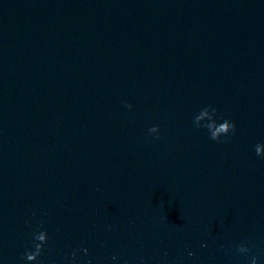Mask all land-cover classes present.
<instances>
[{
  "label": "water",
  "instance_id": "water-1",
  "mask_svg": "<svg viewBox=\"0 0 264 264\" xmlns=\"http://www.w3.org/2000/svg\"><path fill=\"white\" fill-rule=\"evenodd\" d=\"M256 143L264 0H0V264H264Z\"/></svg>",
  "mask_w": 264,
  "mask_h": 264
},
{
  "label": "clouds",
  "instance_id": "clouds-1",
  "mask_svg": "<svg viewBox=\"0 0 264 264\" xmlns=\"http://www.w3.org/2000/svg\"><path fill=\"white\" fill-rule=\"evenodd\" d=\"M126 109L131 110L132 105L125 102L123 105ZM212 111L213 114L216 113V109L213 108L211 105H207L202 107L198 113L193 116L192 124L196 128H203L207 130L209 139L217 142H228L232 135L235 134L236 131V124L229 118L226 117H216L215 121H212L210 125L205 127L202 123V117ZM149 135L153 136L154 138L159 139L160 128L159 125H153L147 129ZM254 151L256 156L264 157V143H256L254 146ZM49 235L46 229L39 228L34 230L32 233V240L34 243V251H25L24 254L21 256L22 260H26L28 262H34L37 260V257L40 255L44 244L48 241ZM87 251L86 249L84 250ZM234 251L244 257H248L251 249L245 243H238L236 244ZM75 252L73 251L72 256L74 257ZM189 256L192 255L191 252L188 253ZM113 261L116 260V257H111ZM250 264H258V257L256 255H252L250 258Z\"/></svg>",
  "mask_w": 264,
  "mask_h": 264
}]
</instances>
